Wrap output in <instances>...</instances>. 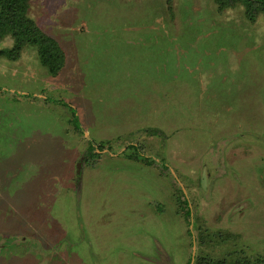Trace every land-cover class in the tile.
I'll list each match as a JSON object with an SVG mask.
<instances>
[{
  "label": "rangeland",
  "instance_id": "374dc122",
  "mask_svg": "<svg viewBox=\"0 0 264 264\" xmlns=\"http://www.w3.org/2000/svg\"><path fill=\"white\" fill-rule=\"evenodd\" d=\"M27 14L66 60L51 76L32 46L0 55V264H264V16L215 0Z\"/></svg>",
  "mask_w": 264,
  "mask_h": 264
},
{
  "label": "trees",
  "instance_id": "16d2710c",
  "mask_svg": "<svg viewBox=\"0 0 264 264\" xmlns=\"http://www.w3.org/2000/svg\"><path fill=\"white\" fill-rule=\"evenodd\" d=\"M215 2L219 9L241 4L246 18L250 21H254L257 14L264 16V0H215ZM28 7L29 0H0V40L6 36L13 40L10 48L0 49V55L16 57L24 46H32L35 48L41 65L46 68L51 76H57L65 64L66 54L58 41L46 34L28 16ZM60 103L69 109L73 126L76 130H79L80 123L76 110L62 101ZM127 148L138 150L135 144H127ZM101 149H103L102 143H98L96 146L93 143L88 144L84 160L86 162L94 160L98 157ZM130 156L132 159L136 158L135 155ZM145 162L149 163V158L145 157ZM177 191L179 195L174 197L177 209L182 212L184 219L188 222L191 216L189 202L183 189L177 187ZM187 231L189 234L191 233L190 230ZM190 262L191 258L188 259L187 263L190 264ZM194 264H225V261L223 259H213L207 255H199L196 256Z\"/></svg>",
  "mask_w": 264,
  "mask_h": 264
},
{
  "label": "water",
  "instance_id": "95a60500",
  "mask_svg": "<svg viewBox=\"0 0 264 264\" xmlns=\"http://www.w3.org/2000/svg\"><path fill=\"white\" fill-rule=\"evenodd\" d=\"M192 260H193V258H192Z\"/></svg>",
  "mask_w": 264,
  "mask_h": 264
}]
</instances>
